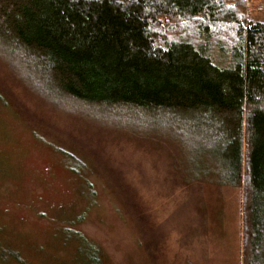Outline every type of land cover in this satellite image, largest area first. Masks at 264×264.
Returning a JSON list of instances; mask_svg holds the SVG:
<instances>
[{
  "label": "trees",
  "instance_id": "trees-1",
  "mask_svg": "<svg viewBox=\"0 0 264 264\" xmlns=\"http://www.w3.org/2000/svg\"><path fill=\"white\" fill-rule=\"evenodd\" d=\"M245 8V0H0V60L53 109L179 142L212 184L242 190V264H261L264 20Z\"/></svg>",
  "mask_w": 264,
  "mask_h": 264
},
{
  "label": "rangeland",
  "instance_id": "rangeland-1",
  "mask_svg": "<svg viewBox=\"0 0 264 264\" xmlns=\"http://www.w3.org/2000/svg\"><path fill=\"white\" fill-rule=\"evenodd\" d=\"M207 170L174 140L53 109L0 60V264H242V190Z\"/></svg>",
  "mask_w": 264,
  "mask_h": 264
}]
</instances>
